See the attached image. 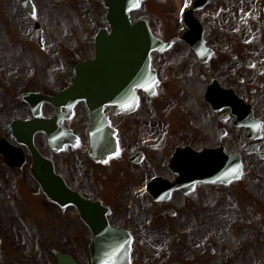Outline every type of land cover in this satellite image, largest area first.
Returning <instances> with one entry per match:
<instances>
[{
  "label": "flooded vegetation",
  "instance_id": "1",
  "mask_svg": "<svg viewBox=\"0 0 264 264\" xmlns=\"http://www.w3.org/2000/svg\"><path fill=\"white\" fill-rule=\"evenodd\" d=\"M181 1V6L177 0L141 2L140 20L153 37L150 65L143 71L155 79L148 90L135 88L138 100L128 108L104 106L103 130L94 141L84 101L70 114L44 101L35 115L29 105L30 115L22 119L28 127L14 128V119L0 124V264H60L67 255L81 264L76 255L90 253L94 229L105 227L131 238L132 264L139 258L163 264L188 251L197 230L203 240L208 237L212 188H220L224 202L254 212L255 161L264 163V55L256 42L249 48L242 35L245 24L250 28L244 13L263 11L264 0ZM159 42L163 46L157 47ZM93 52L92 57L95 47ZM58 82L44 85L42 94L55 95L63 84ZM210 90L214 101L207 100ZM46 120L43 130L36 128V121ZM28 144L87 202L85 208L46 196L33 175ZM204 151L220 158L221 170L232 159L239 177L219 184H192L190 174L185 180ZM11 206L32 224V249L23 246L26 237L21 239L22 231L11 224ZM181 263L176 258L175 264ZM256 264H264V258Z\"/></svg>",
  "mask_w": 264,
  "mask_h": 264
},
{
  "label": "rangeland",
  "instance_id": "2",
  "mask_svg": "<svg viewBox=\"0 0 264 264\" xmlns=\"http://www.w3.org/2000/svg\"><path fill=\"white\" fill-rule=\"evenodd\" d=\"M33 3L36 10L31 16L22 7L20 0H0L2 127L7 126L10 120L29 117L28 105L19 98L21 93L46 84L52 86L56 80L66 82L72 78L78 55L91 57L93 35L98 25L105 21L102 0H33ZM141 15V9L134 12L133 20L140 19ZM244 17L254 35V41L248 42V47L255 49L256 42L258 53L264 55V13L249 10L247 14L244 13ZM35 21L43 29L42 47L36 41ZM246 30L245 24L243 32ZM213 44L220 49L219 41L213 40ZM257 164L259 174L255 173L254 212L244 204L240 206L247 211L237 209L231 200L224 202L220 188H212V221L207 222L205 230L208 237L203 240L197 230L189 250L173 254L163 264H175L176 258L181 264H256L258 258H264V163L255 161V167ZM249 206L251 208V204ZM224 207H227L226 210H223ZM11 208L14 217L11 224L23 232H18L21 239L26 237L23 246L32 249L36 237L32 224L18 216L15 207ZM220 226L226 228L225 233ZM16 239L13 238V241L16 242ZM4 243L9 244L7 238ZM76 257L81 264L90 263L88 253H80ZM135 264L148 263L139 258Z\"/></svg>",
  "mask_w": 264,
  "mask_h": 264
},
{
  "label": "water",
  "instance_id": "3",
  "mask_svg": "<svg viewBox=\"0 0 264 264\" xmlns=\"http://www.w3.org/2000/svg\"><path fill=\"white\" fill-rule=\"evenodd\" d=\"M25 9L33 14L35 8L31 0H22ZM108 8L107 19L112 26V34L102 31L97 39V56L94 60L85 61L76 68V83L56 97L31 96L22 97L30 102L34 97L37 102V110L41 100H46L56 108L65 105L70 111L78 100L86 101L92 115L93 129L100 128V113L106 104H128L134 102L135 87H150L153 77L144 74V65L150 63V49L152 37L150 32L145 35L141 22L133 25L129 12L137 9L139 0H106ZM36 35L40 41L42 29L37 22ZM250 35H244L247 40ZM46 124L36 122L37 128H44ZM95 134V133H94ZM93 134V136H94ZM34 156L33 174L42 184L48 197L59 204L73 203L79 207L87 204L79 200L63 184L53 167L52 163L45 160L33 144H28ZM219 157L212 153H204L196 157V165L190 173H185L186 179L192 176L193 181L205 180L220 182L224 180L226 173L219 167ZM225 163V162H224ZM227 178L231 174V165L227 163ZM224 174V175H222ZM84 219L92 223V217L83 211ZM91 257L93 264H131L130 263V240L121 231L100 228L95 230V237L91 244ZM66 260L64 264L68 263Z\"/></svg>",
  "mask_w": 264,
  "mask_h": 264
},
{
  "label": "bare ground",
  "instance_id": "4",
  "mask_svg": "<svg viewBox=\"0 0 264 264\" xmlns=\"http://www.w3.org/2000/svg\"><path fill=\"white\" fill-rule=\"evenodd\" d=\"M177 1H178V3H179V4H180V6H181V3H182V1H181V0H177ZM180 6H179V7H180Z\"/></svg>",
  "mask_w": 264,
  "mask_h": 264
}]
</instances>
